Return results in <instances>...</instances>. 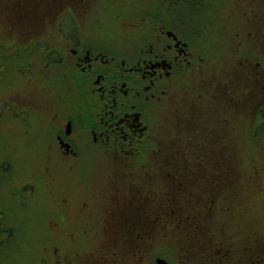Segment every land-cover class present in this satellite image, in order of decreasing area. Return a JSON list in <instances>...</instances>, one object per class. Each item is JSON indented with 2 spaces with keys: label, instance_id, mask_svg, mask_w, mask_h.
<instances>
[{
  "label": "flooded vegetation",
  "instance_id": "flooded-vegetation-1",
  "mask_svg": "<svg viewBox=\"0 0 264 264\" xmlns=\"http://www.w3.org/2000/svg\"><path fill=\"white\" fill-rule=\"evenodd\" d=\"M181 3L186 6L185 1ZM69 4L73 14H78L83 22L87 20L91 13L92 0H69ZM146 25L149 31L148 49L147 54L140 57L109 50L107 43L105 46L94 37L89 41L85 40L80 32L84 28L86 31L91 30L85 22L84 24L72 22L68 24L67 29L72 45L70 48L72 62L79 65L81 71H86V75H95L85 89L88 106L91 105V101L94 106L93 110H90L92 119L86 128L90 127L91 135L95 140L107 145V151L104 148L105 153L122 159L154 153V143L158 137L154 132L155 105L160 104L168 95L165 83L181 75L187 67L199 71L202 67V56L197 50L198 40L184 34L183 8L175 9L168 5L159 13L149 14ZM184 44L187 46L183 48ZM193 44L194 47H192ZM167 63L171 66L169 67ZM59 136L62 137L58 134L57 137ZM167 152L169 154V150ZM62 201V204L67 207L75 205L69 199ZM114 201L115 204L118 203L117 198ZM106 202L99 198L84 200L83 204L74 211L79 217L77 223L88 221L87 207L90 205L108 207ZM172 202L170 198L164 197L159 188L155 199H141L128 208L126 205H120L117 218L127 216L131 219L132 235L128 238L129 240L124 241L123 248L101 247L105 254L111 251L112 255L107 257L105 264H155L157 257L162 256V253H166L173 259L170 255L171 246L166 243L171 239L170 223L186 221L187 214L182 204L172 206ZM138 205L140 208H137ZM131 208H133L132 213L129 211ZM211 208L212 221H215L219 217V208L214 199L211 200ZM196 211L197 215L193 216L200 220V211L198 209ZM98 213V221L104 225L106 222L104 211L98 210ZM60 223L62 224L60 229L53 232L56 240L59 239L60 233L64 232L63 228L66 229L68 225V222L65 223L62 220ZM74 223L75 220L72 219V224ZM102 228H104L103 231L98 228L83 231L81 234L97 236L100 243L114 234L110 224ZM68 234L75 235L69 232ZM156 236L163 238L166 244L162 253H158L155 257L153 243ZM75 241L76 239H73L72 243ZM53 243L52 241L50 245ZM184 249L185 246L181 248L177 262L181 260ZM201 249L200 254L204 256L210 254V256L202 257L194 254L177 264H220V262L225 264L228 259V264H251L250 251L241 254L237 249L219 248L213 243L212 248L205 247L204 244ZM71 253L79 262H74ZM208 258L209 262H207ZM80 260H84V254L74 253L70 244L66 242L58 250H55V247L53 249L48 245L44 246L36 264H83ZM168 262L174 264L170 260Z\"/></svg>",
  "mask_w": 264,
  "mask_h": 264
},
{
  "label": "rangeland",
  "instance_id": "rangeland-1",
  "mask_svg": "<svg viewBox=\"0 0 264 264\" xmlns=\"http://www.w3.org/2000/svg\"><path fill=\"white\" fill-rule=\"evenodd\" d=\"M14 0L11 1V3ZM186 1V0H184ZM193 1V0H192ZM229 0H227L228 2ZM248 4H251V12L243 21L235 24L233 27L235 28V32L231 31L230 35L221 40V42L217 43L214 46V51L219 52L222 55H226L223 62L218 63V67H211V65H208V68L206 70V74L208 73V76L210 78L206 79H199L197 76L185 74L182 81L181 87H175L172 90V96L171 98H167L168 105L164 106L165 108L170 107V109H174L177 107L182 106L183 108L185 106H188L192 99L197 98V104L198 99L203 103V107L205 108H211L214 110L215 113H217L218 109L215 105L212 103L214 101H211L209 105L206 104V101H209V94L211 92L212 86L218 84L219 79H223V73L227 74V72L234 71L235 77L240 80L245 74L244 72L251 67L253 69V62L254 61H248V65L243 70L235 71L232 68V61L237 58L238 53H240V48L244 44V41L246 43L248 42V39L251 38L249 36L250 28L251 29H257L258 31L261 29H264V0H247ZM46 4H49V1H45ZM214 6V11L212 13H215L216 15H220L223 18H228L227 21L229 23L234 20V13H236L239 9H243V2L242 0L236 1L232 4L231 11H227L225 6H223L220 2L217 0H214L213 3H210ZM101 12V11H100ZM111 12L108 11L107 15H109ZM186 18L184 20V27L185 30L188 32H194L196 35L197 33L194 31L193 26L197 25L199 27H203L204 23L201 20H198L196 18V10L190 9L189 2H186V8H185ZM211 13V14H212ZM97 15V16H101ZM1 20V17H0ZM92 25H94V28L96 30L95 36L99 39V41L107 40L115 37V34L118 33V30H115L113 28L114 22H111L107 26V31L105 33L100 30L102 27L101 25H98L94 19H91ZM66 22V21H64ZM106 22H109L107 19ZM255 24V25H254ZM251 26L250 28H248ZM207 27V26H206ZM210 27V26H208ZM247 28V29H246ZM100 30V31H99ZM196 35H192V37H195ZM249 36V38H248ZM259 36L261 34H258V38L261 39ZM256 38V36L253 35V38L251 41H253ZM14 40H9L8 45L13 44ZM257 41V40H256ZM22 43H17V45H21ZM260 45L264 46V43ZM252 50V56L251 59H255L256 54H258V58L260 59V70H264V56L261 55L262 51H259L258 46L253 45ZM258 49V50H257ZM259 61V59H256ZM251 69V71H252ZM254 70V69H253ZM211 71H213V74H220L219 78H212L211 79ZM255 72V70H254ZM253 75V73H252ZM0 76L3 78H9V75L6 72H0ZM231 78L230 75L226 76V79ZM217 81V82H215ZM40 80H37L34 84L31 85L33 87L38 88V82ZM246 81L252 85V79L246 78ZM256 85L250 89L251 92H257V88L260 86V80L254 79ZM26 83V80H22L20 85H24ZM11 88H19L17 86L16 78L10 77L9 82ZM199 84H202V88L199 87ZM179 84L177 83L176 86ZM184 86H188L183 89ZM25 88V85H24ZM29 88V87H27ZM49 86L46 90L43 91L41 95H39L36 105H45L47 102L52 101L49 96L46 95V91L48 90ZM201 93H202V99H201ZM43 95V96H42ZM46 95V96H45ZM45 96V97H44ZM42 97V98H41ZM0 98L3 99V95L0 94ZM196 103V101H195ZM37 107V106H36ZM13 110L16 111L17 107L12 106ZM7 109V108H5ZM42 113H47L46 110H41ZM209 112V111H207ZM22 115V113H21ZM21 115L12 116L11 114H8L7 118L9 123L13 126L18 125V128L16 131L10 130L11 136L6 138L3 137V134L6 133V127L0 123V133L2 134V137L0 138V165H6L5 169V176L0 175V179L3 177V181L0 183V210L9 216H16L19 215L21 210L18 207L20 204L18 201V198L21 194V197L23 199H30L31 204L34 205L32 208L25 207L24 212L25 214L29 215V219L33 222V229L35 227L36 235L34 236L35 239H27L30 241H35L36 244L40 243L43 246H51L50 244L52 241L54 242L52 245L55 250L58 248L61 249V246L64 245L66 242L70 244V247L72 248V251L74 253H83L84 254V260H80L83 262V264H105V261L107 257L112 256L110 253L111 251H107L105 254L104 251L101 249V247L107 246L108 248L111 247L112 249L122 247L123 248V242L120 239L115 238H106L100 241V243L97 242V240L93 237H82L81 239H77L78 234H81V232L88 230L89 226H94L95 229L101 230L103 224L98 221L99 219V213L98 210H103L104 215L106 218V222H110V224L114 221V216L112 215L113 212L110 210H114L113 207H110L112 200H110V196H107V199H105L104 196L108 195L109 193H112V196H114L113 192L110 190L102 191L103 197L101 196V199H104L108 202V207H93L89 206L86 208V213L88 214V221H84L82 225L74 230L73 225L78 222V214L76 211L81 204H83V201L88 199L87 196L93 195V193L96 192L95 189L99 190L101 189L102 184L106 181V179L110 176L111 173H120L122 171H119V169L115 168L120 167L122 159H116L115 157L111 156L107 152L105 153L104 148L108 149L107 145L102 144V142H99L95 140V138L91 135L92 132H90V127L87 128V133L90 134L89 137L86 136V132L84 127L81 126L82 123L80 120H76L78 123L75 127H72V134L73 137L71 138L73 141L72 146L74 147V143L77 144L76 146V154L74 156L75 161L71 163H66L65 160H63L67 155L64 153V151L61 149L60 142L56 139V136L54 137V133H57L56 131L52 132L50 135H46L44 137V143H37V139L29 136L24 132V129L21 128V124L25 126L29 130H36V127L34 122H25L24 118ZM43 115V114H42ZM41 116H38L37 118H40ZM45 117V116H43ZM216 117H210L204 121L203 129H207L206 132L212 131L210 127H207V125H211L213 122L212 120ZM37 120V119H35ZM39 120V119H38ZM29 121V118L28 120ZM28 125H27V124ZM6 125V124H5ZM57 127H61L63 129V126L60 124H57ZM41 133H47L45 132V127L42 128ZM165 134L161 135L159 137L160 139L156 140L157 143L162 144L163 137ZM216 135H214L215 137ZM40 138V135H39ZM41 139V138H40ZM99 142L97 144V142ZM220 141V139H218ZM16 145L17 151H16ZM10 146L11 149L14 152H10ZM81 147L83 149V154L81 152ZM217 147L219 148V145L217 144ZM245 148V147H244ZM106 149V151H107ZM244 150V149H243ZM246 151V150H245ZM91 154L92 156H88ZM108 155L110 156V159L108 158ZM99 156H102L99 157ZM227 156V155H225ZM86 159V160H85ZM98 162L97 168H95L94 172H92L90 169H88V164L90 166H94L93 163ZM123 167H128V161L126 162ZM18 164V167L16 166ZM155 165L156 169H159V166L156 163H150V164H143L142 167L152 166ZM101 167V168H100ZM124 172V169H123ZM260 174H264V170H260ZM15 177H21L22 180L25 182L31 183L33 186V189L31 190H23V184L25 183H19L14 182L11 183L10 179ZM183 181L187 183V186H185V189L181 192L174 193L173 199L174 201L171 203L172 206L176 204H186V212L185 214L189 215L188 212V205L190 201H188L192 196H194L193 192L197 190V181L195 176L193 175H182L181 176ZM109 179V178H108ZM110 180V179H109ZM112 181V180H111ZM67 183V184H63ZM149 184L154 185L156 184V179L151 178L149 175L145 176V185ZM161 186V185H160ZM28 187V186H27ZM30 188V186H29ZM207 189V187H205ZM10 190H13V195L9 194ZM45 190H47L45 192ZM84 191V193H82ZM87 193V194H86ZM211 194V193H210ZM210 194L205 193V197H200L201 199H210ZM51 195V196H50ZM39 198V199H38ZM98 198V197H96ZM69 199L72 200V203H74V206L67 207L61 204V200ZM60 200V201H59ZM106 202V203H107ZM104 203V204H106ZM210 205V203H208ZM110 208V209H109ZM137 208H140L138 205ZM107 210V211H105ZM91 211V212H90ZM130 213H132L133 208H131ZM90 212V214H89ZM71 216V217H68ZM72 219L75 220V223L72 224ZM97 219V220H96ZM64 221L65 223L68 222V225L66 226V229L63 228L64 232H61L59 235V239L56 240L55 235H53V232L56 230H59L62 224L60 221ZM16 219L13 223V227L10 225H1L0 223V234L1 231L4 228H12L17 229ZM105 222V223H106ZM206 227V229H209L208 235L205 237L206 246L209 248H212V243L216 246L225 247L226 245L224 243H221L219 240L215 238L216 231L220 232V230L217 229V226L213 225L211 223V220L205 219L202 221ZM209 222V223H208ZM186 225V223H184ZM193 225V223H192ZM188 228L186 230H189L191 224H187ZM105 227V226H104ZM183 222H175L171 224V231L174 233L182 232L183 229ZM246 228H253L255 231L259 232L261 230V225L259 223L255 225H249L246 224ZM30 229V227H29ZM67 231V233H65ZM103 231V229H102ZM3 232H6V229H4ZM2 232V233H3ZM69 233H75V235L68 234ZM188 232V231H187ZM223 233V232H222ZM100 235V234H99ZM224 236L225 233H224ZM6 239V235H4ZM62 238V239H61ZM65 238V239H63ZM129 236H126L124 240H127ZM225 238V237H224ZM76 239L75 242L72 243V240ZM2 240L0 236V241ZM21 240V239H20ZM177 235L172 237L170 241L166 242L169 244L175 251L177 250ZM212 242V243H211ZM163 238H157L154 240V246L155 249L164 247ZM83 244V245H82ZM227 244V243H226ZM11 247H16L17 250L14 249V252H12V249H8L6 247V243H4L2 246H0V260L3 259H12L14 257L19 258L17 261V264L22 263L21 256L27 257L29 255V249L27 248H19V246H15L13 243L9 244ZM33 251H37L38 247L33 245L32 248ZM173 257L174 259H178V255L175 254ZM71 258L74 259L71 253ZM74 262H79L74 259ZM0 264H6L5 262H1Z\"/></svg>",
  "mask_w": 264,
  "mask_h": 264
},
{
  "label": "trees",
  "instance_id": "trees-1",
  "mask_svg": "<svg viewBox=\"0 0 264 264\" xmlns=\"http://www.w3.org/2000/svg\"><path fill=\"white\" fill-rule=\"evenodd\" d=\"M221 92L227 90L229 92V98L224 100L225 112L221 115V119L229 120L232 124L233 130L229 131L232 133L231 136H239L244 141L246 145L250 148V153L247 157L242 155H236L233 161V168L236 173V177L240 180L246 181L244 178L248 174V182L251 183L252 189H256L260 184H262V177L260 176V170L264 169V116H249L243 111L239 105L245 103V94L241 89H237L236 85H231L230 87L220 86ZM211 101H214L212 98ZM211 101H206L209 105ZM191 134H201L200 128L194 127ZM196 142V141H195ZM202 149L205 147L204 143L197 142ZM245 151V148H238ZM239 170V172H237ZM242 177V178H241Z\"/></svg>",
  "mask_w": 264,
  "mask_h": 264
},
{
  "label": "bare ground",
  "instance_id": "bare-ground-1",
  "mask_svg": "<svg viewBox=\"0 0 264 264\" xmlns=\"http://www.w3.org/2000/svg\"><path fill=\"white\" fill-rule=\"evenodd\" d=\"M213 1L214 0H206L205 3L198 5L196 15H199L203 10L207 9Z\"/></svg>",
  "mask_w": 264,
  "mask_h": 264
}]
</instances>
